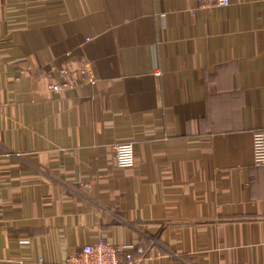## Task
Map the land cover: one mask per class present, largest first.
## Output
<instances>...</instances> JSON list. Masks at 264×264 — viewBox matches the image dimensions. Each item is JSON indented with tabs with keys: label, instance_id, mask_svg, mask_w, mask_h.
Listing matches in <instances>:
<instances>
[{
	"label": "crops",
	"instance_id": "obj_1",
	"mask_svg": "<svg viewBox=\"0 0 264 264\" xmlns=\"http://www.w3.org/2000/svg\"><path fill=\"white\" fill-rule=\"evenodd\" d=\"M262 129L264 0H0V264H264Z\"/></svg>",
	"mask_w": 264,
	"mask_h": 264
},
{
	"label": "built area",
	"instance_id": "obj_2",
	"mask_svg": "<svg viewBox=\"0 0 264 264\" xmlns=\"http://www.w3.org/2000/svg\"><path fill=\"white\" fill-rule=\"evenodd\" d=\"M207 7H227L230 0H198ZM58 86H54L57 89ZM116 165L121 169L131 168L135 163L134 146L128 144H117L113 148ZM70 153L68 150H66ZM254 162L264 165V129L253 134ZM165 219L170 220L163 214ZM128 245H115L104 239L96 244L84 246L82 250L72 255L66 264H139ZM40 263H43L40 260Z\"/></svg>",
	"mask_w": 264,
	"mask_h": 264
}]
</instances>
